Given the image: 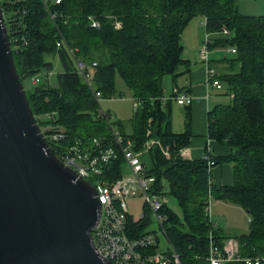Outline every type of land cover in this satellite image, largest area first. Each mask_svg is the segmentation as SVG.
Returning a JSON list of instances; mask_svg holds the SVG:
<instances>
[{"label": "trees", "instance_id": "trees-1", "mask_svg": "<svg viewBox=\"0 0 264 264\" xmlns=\"http://www.w3.org/2000/svg\"><path fill=\"white\" fill-rule=\"evenodd\" d=\"M1 7L22 84L35 74L51 70L46 55L57 54L63 66L54 82L41 76L37 84L24 87L38 124L63 126L67 142L78 136L86 140L106 136L108 127L96 116L90 92L66 52L56 47L58 36L41 1L1 0ZM52 8L64 38L78 48L79 56L89 65L96 62L90 69L102 95H123L116 87L118 76L138 100L129 128L122 123L118 127L134 149L144 148L151 127L155 138L170 147L169 158L153 148L142 155V161L148 172L156 175L163 194L174 197L181 208L179 218L167 205L163 207L167 235L181 263L209 264L205 257L210 239L222 247L226 239L234 238L240 255L264 258V15L241 14L235 0H61ZM195 16L204 18L208 50L235 49L232 57L221 59L225 70H217L220 95L228 101L215 104L207 114V137L227 146L230 152L227 156H213L209 150L206 153L213 166L232 164L234 183L229 186L217 187L210 181L213 166L209 167L204 158L179 156V150L189 144L190 131L187 126L183 132H173L171 100L164 109L162 106L163 77L170 74L175 80L183 73L180 67L188 68L189 61L182 57V33ZM91 19L99 22V28L90 25ZM115 22L120 27H115ZM223 27L228 34L222 33ZM53 149L57 152L55 145ZM119 168L115 165L111 178L120 175ZM210 197L244 209L247 231L226 234L214 226L206 214ZM144 214L136 222L128 217L129 225L139 234L149 225L146 211Z\"/></svg>", "mask_w": 264, "mask_h": 264}, {"label": "water", "instance_id": "water-1", "mask_svg": "<svg viewBox=\"0 0 264 264\" xmlns=\"http://www.w3.org/2000/svg\"><path fill=\"white\" fill-rule=\"evenodd\" d=\"M95 187L47 143L18 76L0 0V264H113L91 231Z\"/></svg>", "mask_w": 264, "mask_h": 264}, {"label": "built area", "instance_id": "built-area-1", "mask_svg": "<svg viewBox=\"0 0 264 264\" xmlns=\"http://www.w3.org/2000/svg\"><path fill=\"white\" fill-rule=\"evenodd\" d=\"M40 1L57 33L56 47L66 52L76 73L90 92L97 116L104 120L108 127L106 136H93L88 140L78 136L67 142L68 135L63 126L54 122L40 126L47 143L52 149L53 145L56 146L57 152H54L56 156L96 189L97 198L101 204V214L96 227L91 231V236L97 252L113 264H182L177 250L167 235L165 227L167 216L163 211L166 198L163 189L159 188L156 175L149 173L148 167L142 161V155L153 148H158L164 157L169 158L170 147L162 145L160 140L154 137L144 144L142 150L137 151L134 149L132 141L125 137L118 127L113 126L110 111L102 105L103 101L113 99V97L105 98L93 81L90 67L95 66L96 62L92 61L89 65L82 59L78 54V48L72 46L64 38L56 23L57 13L52 7L59 4L61 0ZM12 19L14 20V18ZM90 25L95 28L100 26L96 19H91ZM115 27H120V23L115 22ZM222 33L228 34L229 31L223 27ZM12 41L15 43L17 39L13 38ZM13 45L17 50L18 46ZM10 46L12 50L11 41ZM208 51L205 41L199 49L200 60L206 63L207 82L219 89L221 85L218 72L207 64ZM229 52L234 53L235 49L230 47ZM51 74L50 70L35 74L31 77L32 83L37 84L41 76L50 79ZM170 97L181 106L190 105L196 99L194 95L178 88L173 90ZM161 101L165 103L167 100L162 96ZM138 105V100L132 97L133 112L137 110ZM38 117L42 119V116ZM49 118H51L50 115ZM147 135H150V129L147 130ZM203 158L207 160L209 167L213 166L214 162L209 154L205 153ZM120 160L122 164H127L132 171L131 179L122 177ZM115 165H119L120 175L111 178L110 175L115 172ZM134 196L143 198L144 213L146 211L149 221L152 219L155 222L158 231L148 230L139 234L129 225L128 217H131L134 222L145 217L144 213L137 217L129 214L126 200ZM207 210L206 207V212ZM160 236L166 239L165 250L161 248L163 245ZM205 259L209 264H224L229 261L260 264L264 258L240 255L237 240L228 238L222 247L214 244L210 239Z\"/></svg>", "mask_w": 264, "mask_h": 264}, {"label": "rangeland", "instance_id": "rangeland-1", "mask_svg": "<svg viewBox=\"0 0 264 264\" xmlns=\"http://www.w3.org/2000/svg\"><path fill=\"white\" fill-rule=\"evenodd\" d=\"M253 2L254 0H252V5ZM261 3L262 0L260 1L259 5H261ZM201 17L202 16L193 17L185 27L182 34V42L185 48L182 57L188 56L190 59L195 57V61H191L193 65H196V62L197 63L199 62L200 60L199 49L202 45V42L206 41L204 20H202ZM202 21H203V25L201 23ZM195 38L200 40L198 41V45L194 41ZM195 47L196 49L194 50ZM226 49L229 50L230 47L216 48L212 51L214 53H210L209 50V56L210 59L212 60V64H210V67L218 71L225 70L224 67L226 66V64H223L221 59L223 57H229V58L232 57V53H228ZM45 58L52 65V68L50 70L52 72V75L50 79L52 80V82H54L56 80V76L63 71L62 63L57 54L46 55ZM183 68L184 67H180L179 69L182 70ZM172 79L173 78L170 74H166L162 79L163 96L165 97V100L168 101L169 99L171 100V102L173 101L170 96L172 95V92L175 89L172 83ZM23 85L26 89L29 88L32 85V79L24 80ZM116 87L118 91L123 92V95L122 96L116 95L113 97V99L103 101L102 105L103 107H105L110 111L111 122L114 127H119V124L122 123L126 128H129V120L133 114L132 95L130 91L126 89L123 81L118 76L116 77ZM167 101H165V103H167ZM227 101H228V97L219 95L218 97L215 96V98L211 101V104L214 105L219 102L225 103ZM174 102L172 104L173 111L171 115V121H172L171 130L173 132H178V130H180L181 128L180 126L182 125V121L184 119V110L183 108H181V105H178L176 102L175 103ZM153 130H154L153 127H151L150 137L147 140H145L144 143L155 137ZM215 166H218V164ZM215 166H213V168ZM121 174L122 177L125 179L132 178V171H130V168L127 164L121 165ZM165 198H166V205L169 207V209L174 213H176L179 218H182V211L176 199L169 195H166ZM213 200L214 198L212 197L209 198L207 204L208 210L206 214L208 215L209 220L214 226H217L218 228H222L225 233H233L234 231L237 232L247 231L248 214L244 210H242V208L238 206H233L230 202L227 201H213ZM126 203L129 214H131L133 217L134 216L137 217L138 215L144 213V200L142 197H138V196L130 197L126 200ZM145 230L158 231L157 226L152 219L151 221H149V225L148 227L145 228ZM160 239L163 245L161 248L165 250L166 239L163 238L162 236H160Z\"/></svg>", "mask_w": 264, "mask_h": 264}, {"label": "crops", "instance_id": "crops-1", "mask_svg": "<svg viewBox=\"0 0 264 264\" xmlns=\"http://www.w3.org/2000/svg\"><path fill=\"white\" fill-rule=\"evenodd\" d=\"M260 1L261 0H254L253 5H252V0H235V3L237 5L238 11L241 14L259 16V15H264V0H262L261 5H259ZM201 18L202 20H204L203 17ZM201 23L203 25V21ZM194 41L198 45V41L200 40L195 38ZM196 47L194 48V50L196 49ZM184 49L185 48H183L182 54L184 53ZM212 51L213 50H210V53H214ZM227 52L231 53L229 52V50H227ZM183 58L189 61L188 68L187 70L182 69L183 73H181L175 80L172 79V83L175 88L183 90L191 95H194L196 99L190 105L181 106V108H183L184 110V119L182 121V125L180 126L181 127L180 130H178V132L176 133L185 131L188 126V130L190 131V139H189V144L186 147H183L179 150V156L182 157L183 159H188V160L199 159L204 157L206 150H209L213 156H227L230 152V149L227 146L222 145L216 142L215 140L209 139L207 137V114L210 108L215 105V104L212 105L211 101L215 98V96L218 97L220 95V90L211 86L207 82L206 63L204 61L199 60L198 63L196 62V65H193L191 61H195V57L190 59L188 56H183ZM207 64L209 66L210 64H212V60L210 59L209 56V51H208ZM173 102L170 103V107H169L170 121L173 111L172 110ZM165 104L166 103L164 104L162 103L163 109ZM171 127H172V121H171ZM144 157H146V155ZM210 181L214 183L217 187L232 185L234 183L232 164L223 163V164H218V166H215L214 168L212 167ZM213 201H224V200L214 199ZM231 204L233 206L240 207L237 204L234 203ZM242 232L234 231L233 233H226V234H234V233H242Z\"/></svg>", "mask_w": 264, "mask_h": 264}]
</instances>
